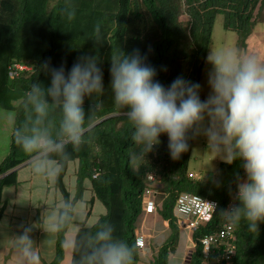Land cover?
I'll return each instance as SVG.
<instances>
[{
	"label": "trees",
	"instance_id": "16d2710c",
	"mask_svg": "<svg viewBox=\"0 0 264 264\" xmlns=\"http://www.w3.org/2000/svg\"><path fill=\"white\" fill-rule=\"evenodd\" d=\"M263 3L264 0H0V107L15 111L8 151L0 161V220L6 209L2 188L16 184V171L21 164L37 156L43 159L39 152L26 155L14 141V128L24 121L31 125L34 117L25 106L26 92L38 80L45 86L50 84V72L45 66L58 69L63 65L67 74L79 57L94 56L103 73L104 94L99 98L102 107L91 114L94 97H85L83 107L86 116L91 114V124L114 116L91 128L86 134L87 142L79 151H73L69 144L68 160L49 154L50 159L64 167L54 177V187L62 200V206L57 208L54 254L44 264H59L63 258L66 232L74 205L83 197L85 181L91 183L90 189L105 207V213L90 227L77 231L71 264H90L92 237L107 223L114 226L117 238L135 245L136 220L142 213L141 199L146 187L155 191L156 202L160 203L159 215L169 228V235L158 246L151 264H168L176 251L179 227L173 206L181 192L217 202L211 219L192 232L194 248L184 264H224L221 258L224 247L213 246L206 259L200 240L222 227L225 219L218 213L236 192L237 174L244 178L241 162L232 165L219 162L215 173L207 179L191 177L187 163L192 139L189 150L173 160L166 134L146 154L133 141L132 126L124 110L114 105L110 88L111 55L121 50L131 54L139 49L147 57V63L157 70L156 80L165 88L180 76L199 83L215 16L221 14L223 28L236 32L238 43L244 45L259 21L256 11ZM66 4L76 12L71 21L62 11ZM13 64L26 65L29 69L10 78L9 67ZM13 101L18 102L15 107L11 104ZM75 159L74 192L71 193L64 183V175L67 163ZM149 173L153 174L150 182L146 179ZM259 228L256 235L249 233L243 222L233 226L229 240L233 253L228 264H264V223ZM138 255L136 247L135 264Z\"/></svg>",
	"mask_w": 264,
	"mask_h": 264
},
{
	"label": "clouds",
	"instance_id": "9594fccd",
	"mask_svg": "<svg viewBox=\"0 0 264 264\" xmlns=\"http://www.w3.org/2000/svg\"><path fill=\"white\" fill-rule=\"evenodd\" d=\"M62 11L69 21L75 19L70 4ZM99 30L97 23V34ZM207 63L212 66L207 80L211 91L201 100L199 83L180 76L165 88L139 49L131 54L121 50L111 55L113 102L124 110L132 126V139L146 154L166 134L170 156L176 160L189 150L190 139L203 136L213 159L228 165L240 161L245 175L241 179L237 174L235 203L218 214L232 226L243 222L249 233L258 235L259 225L264 223V59L231 49L210 50ZM45 67L50 84L45 86L38 80L25 94V106L34 114L31 125L21 122L13 135L26 155L39 152L43 156L33 169L35 173L58 177L64 166L51 160L49 154L68 160L69 144L73 151H79L87 142L91 114L102 107L103 73L94 56L79 57L67 74L63 65L58 69ZM85 97L95 98L87 116ZM212 205L216 212L217 205ZM92 239L90 264H135L136 246L117 238L110 223L101 225ZM25 254L31 256L28 249Z\"/></svg>",
	"mask_w": 264,
	"mask_h": 264
},
{
	"label": "crops",
	"instance_id": "0c3cea01",
	"mask_svg": "<svg viewBox=\"0 0 264 264\" xmlns=\"http://www.w3.org/2000/svg\"><path fill=\"white\" fill-rule=\"evenodd\" d=\"M17 103L11 102L14 107ZM14 116V109L0 107V161L8 151ZM192 149L193 139L190 152ZM41 161L38 157L21 164L16 171V184L1 190L6 209L0 220V264H44L53 258L57 208L62 206V200L54 187V177L33 171ZM219 162L222 161L219 160L217 166ZM76 163V159L69 161L64 175V183L71 193L74 192ZM90 185L85 181L83 197L74 205L59 264H71L75 234L81 227L93 225L105 213V207L93 195ZM135 234L144 239V248L139 251L136 264H151L158 246L168 237L169 228L158 210L152 214L142 212L136 220ZM191 235L179 227L177 248L168 264H184L187 254L194 248ZM25 249L31 256L25 254Z\"/></svg>",
	"mask_w": 264,
	"mask_h": 264
},
{
	"label": "built area",
	"instance_id": "2783aa9c",
	"mask_svg": "<svg viewBox=\"0 0 264 264\" xmlns=\"http://www.w3.org/2000/svg\"><path fill=\"white\" fill-rule=\"evenodd\" d=\"M27 69H29V67L26 65L13 64L9 67L8 75L10 78H13L19 71ZM188 175L191 177L193 176L192 173H188ZM95 176L96 173L93 174V177ZM146 179L149 182L152 181L153 174H147ZM235 193L230 196L228 202L226 203V208L235 203ZM141 200L142 212L144 213L152 214L160 207V203H157L155 199V191L150 187H146L144 189ZM212 204L217 205V202L213 199L202 197L195 193H179L173 206V215L178 227L186 229L192 234V232L199 226L206 224L211 219L215 212ZM232 230L233 226L225 220L222 227L217 232L204 235L200 240L203 257L206 259L208 258L213 246L222 245L224 249L221 258L224 260V264H228L233 253V246L229 245V240L232 237ZM135 245L139 251L144 248L143 236H136Z\"/></svg>",
	"mask_w": 264,
	"mask_h": 264
},
{
	"label": "rangeland",
	"instance_id": "374dc122",
	"mask_svg": "<svg viewBox=\"0 0 264 264\" xmlns=\"http://www.w3.org/2000/svg\"><path fill=\"white\" fill-rule=\"evenodd\" d=\"M256 14L259 21H257L253 32L247 38L244 45L238 43L236 32L223 28V17L221 14H217L212 25L211 44L207 56L210 50L220 51L231 49L247 54L258 55L261 59H264V3L259 10L256 11ZM207 56L199 80V84L201 85L200 95L203 100L207 99L211 91L207 80L208 72L211 70L212 66L207 63ZM213 157L214 154L207 149V140L205 137L198 136L193 138V149L189 154L187 163L188 172L197 174V177L200 178H210L215 173L217 162L220 160L219 158L213 159Z\"/></svg>",
	"mask_w": 264,
	"mask_h": 264
},
{
	"label": "water",
	"instance_id": "95a60500",
	"mask_svg": "<svg viewBox=\"0 0 264 264\" xmlns=\"http://www.w3.org/2000/svg\"><path fill=\"white\" fill-rule=\"evenodd\" d=\"M112 116H114V114L109 115V116H106V117H103V118L97 120L96 122L92 123V127H91V128H93L95 125L99 124V123L102 122L103 120H105V119H107V118H109V117H112ZM38 157H39V156H37V157H35V158H38ZM189 257H190V252H189V254L187 255V259H186V261L188 260Z\"/></svg>",
	"mask_w": 264,
	"mask_h": 264
}]
</instances>
